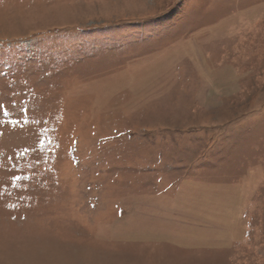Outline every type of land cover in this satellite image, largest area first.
<instances>
[{
  "label": "rangeland",
  "instance_id": "rangeland-1",
  "mask_svg": "<svg viewBox=\"0 0 264 264\" xmlns=\"http://www.w3.org/2000/svg\"><path fill=\"white\" fill-rule=\"evenodd\" d=\"M0 105V264H264V0H0Z\"/></svg>",
  "mask_w": 264,
  "mask_h": 264
},
{
  "label": "crops",
  "instance_id": "crops-1",
  "mask_svg": "<svg viewBox=\"0 0 264 264\" xmlns=\"http://www.w3.org/2000/svg\"><path fill=\"white\" fill-rule=\"evenodd\" d=\"M239 225H241V226L243 225V226H244L245 224H240V223H239ZM198 226H200V225H198ZM244 232H245V231H244Z\"/></svg>",
  "mask_w": 264,
  "mask_h": 264
},
{
  "label": "snow or ice",
  "instance_id": "snow-or-ice-1",
  "mask_svg": "<svg viewBox=\"0 0 264 264\" xmlns=\"http://www.w3.org/2000/svg\"><path fill=\"white\" fill-rule=\"evenodd\" d=\"M0 107H2V105H0Z\"/></svg>",
  "mask_w": 264,
  "mask_h": 264
}]
</instances>
